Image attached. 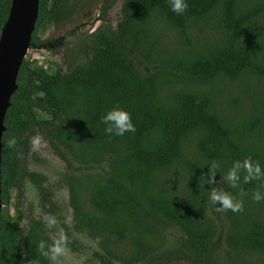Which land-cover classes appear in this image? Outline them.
<instances>
[{"label":"trees","instance_id":"1","mask_svg":"<svg viewBox=\"0 0 264 264\" xmlns=\"http://www.w3.org/2000/svg\"><path fill=\"white\" fill-rule=\"evenodd\" d=\"M82 1L40 0L29 49L45 44L40 30L63 29ZM88 1L104 17L118 0ZM184 2L175 13L170 0H122L115 28L103 20L65 70L23 60L2 136L0 264H52L38 244L61 230L72 252L83 248L80 236L96 242L100 264H264V199H253L264 179L245 183L242 169L233 188L224 178L247 158L264 172V0ZM11 4L0 0V35ZM117 106L135 132L105 131L101 116ZM36 135L65 164L71 226L46 176L28 169ZM27 183L57 221L54 237L22 211ZM213 189L242 210L217 211Z\"/></svg>","mask_w":264,"mask_h":264},{"label":"rangeland","instance_id":"2","mask_svg":"<svg viewBox=\"0 0 264 264\" xmlns=\"http://www.w3.org/2000/svg\"><path fill=\"white\" fill-rule=\"evenodd\" d=\"M121 4L122 0H118L116 5L103 17L100 3L92 4L88 0H83L77 14L63 29L57 30L53 26H47L39 31V36L45 41V44L43 47L30 48L27 57L37 60L38 64L44 68H47L48 63L51 62L62 66L65 70L67 64H73V60L77 57V50L86 39V36L96 30L103 20L115 28L121 18ZM28 169L46 176L47 183L45 185L52 192L53 199L60 208V214L64 217L66 223L71 226L72 210L69 207L68 190L61 181L65 164L54 155L50 146L43 140L39 148L32 149L28 159ZM25 190V196L20 205L26 215L37 219L40 217L44 219L45 216L54 217L42 210L38 190L34 186L27 183ZM15 196L16 192H13V203ZM10 213H14L13 207L10 208ZM45 223L50 230V234L54 237L56 231L53 228H55V225H49L46 221ZM27 225V220H25L23 227H27ZM79 240L83 245L80 252H72L64 246V253L57 260H51L52 264H100L93 258V254L98 251L96 242L83 236H80ZM174 264L190 263L179 261Z\"/></svg>","mask_w":264,"mask_h":264},{"label":"clouds","instance_id":"3","mask_svg":"<svg viewBox=\"0 0 264 264\" xmlns=\"http://www.w3.org/2000/svg\"><path fill=\"white\" fill-rule=\"evenodd\" d=\"M170 3L172 5V11L175 13H182L187 8V4L184 0H170ZM101 122L105 125V131L109 134L122 136L126 132H135V125L132 123L130 114L119 106L107 110L106 113L101 116ZM41 142L42 138L39 135L30 138V143L33 149L39 148ZM8 144L9 147H14L16 145V139L11 138ZM218 167L219 165L216 162L211 163L210 173L213 178ZM242 169L246 171V175L243 177L245 183L252 180L264 179V172H262L259 162L253 163L251 158L244 159L243 162L235 161L224 177L233 188L238 187L240 172ZM207 182L212 183L213 181L209 180ZM209 199L214 205L216 202H220V206L216 209L217 211L231 210L233 212H238L242 210L241 201L237 200L229 192H217L213 189L209 194ZM253 199L261 201L264 199V193L260 190L255 191L253 193ZM44 219L49 225H55L57 223L54 218L45 216ZM65 241L66 237L62 230L60 234L53 239V242L50 245L46 244L44 240L39 241L38 248L40 254L52 261L57 260L65 251ZM30 264H39V261H31Z\"/></svg>","mask_w":264,"mask_h":264},{"label":"water","instance_id":"4","mask_svg":"<svg viewBox=\"0 0 264 264\" xmlns=\"http://www.w3.org/2000/svg\"><path fill=\"white\" fill-rule=\"evenodd\" d=\"M40 0H12L8 19L0 35V214L1 151L4 120L10 100L17 90V76L27 57L32 35L38 19Z\"/></svg>","mask_w":264,"mask_h":264},{"label":"built area","instance_id":"5","mask_svg":"<svg viewBox=\"0 0 264 264\" xmlns=\"http://www.w3.org/2000/svg\"><path fill=\"white\" fill-rule=\"evenodd\" d=\"M37 61V60H36Z\"/></svg>","mask_w":264,"mask_h":264}]
</instances>
